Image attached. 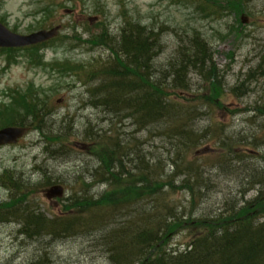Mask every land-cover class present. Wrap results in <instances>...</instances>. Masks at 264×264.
Returning a JSON list of instances; mask_svg holds the SVG:
<instances>
[{
    "label": "rangeland",
    "instance_id": "rangeland-1",
    "mask_svg": "<svg viewBox=\"0 0 264 264\" xmlns=\"http://www.w3.org/2000/svg\"><path fill=\"white\" fill-rule=\"evenodd\" d=\"M0 22L17 34L51 27L60 34L44 48L0 49V108L14 106L12 94L16 91L47 99L40 121L22 113V124L14 122L13 126L28 131L17 143L0 146V264H40V260L45 264H111L113 253L105 238L113 230L110 225L121 224L117 228L132 218L122 213H106V227L99 231L79 222L72 228L74 232L45 227L39 236L22 233L25 213L34 211L40 214L38 220L47 223L57 219L74 222L72 216L79 211L70 198L92 200L105 192L107 183L99 181L97 174L100 148L117 145V155H125L122 159L127 170L132 167L129 161L134 153L142 151L152 160L160 156L163 166L171 170L175 143L167 124L142 127L137 121L140 115L131 112L130 106L111 110L101 100L104 96L94 90L106 78L93 73L110 64L112 50L100 38L106 31L107 36L119 40L123 27L136 22L161 34L162 52L154 60L161 67L190 45L193 33L214 49L213 63L222 75L221 107L205 106L200 97L210 100V93L203 91L201 76L193 68L186 76L188 92L176 90L195 108L189 124L208 130L197 155L188 157L189 163L205 166L203 177L210 183L196 216L208 217L225 204L231 207V200L247 189L243 180L247 171L263 166L259 156L264 154V0H222L212 7L202 0H0ZM76 65L81 67L78 72ZM70 71L79 77L69 75ZM237 87L241 88L236 91ZM99 100L101 106L95 105ZM218 101L212 98L214 104ZM203 107L213 110L205 113ZM166 117L162 121L166 122ZM8 126L2 124L0 129ZM220 128L235 140L257 137L255 148L252 144L235 147L240 161L235 170L213 161L230 151L218 147L223 136ZM6 174L15 177L21 187L17 192L11 189V177ZM58 184L65 194L49 198L47 190ZM257 189L252 186L240 197L251 199ZM171 196L188 208L194 202L185 192ZM4 203L10 206L5 208ZM88 211L82 216L86 218ZM87 215L91 216V211ZM194 232L191 226L172 234L165 251L186 243Z\"/></svg>",
    "mask_w": 264,
    "mask_h": 264
},
{
    "label": "trees",
    "instance_id": "trees-1",
    "mask_svg": "<svg viewBox=\"0 0 264 264\" xmlns=\"http://www.w3.org/2000/svg\"><path fill=\"white\" fill-rule=\"evenodd\" d=\"M202 1L212 7L222 0ZM139 25L133 22L124 26L119 40L107 36V31L100 36L112 53L108 57L110 64L93 73V76H99L103 80L106 78L97 88L98 91L94 90L104 96L101 100L111 110H122L123 104L130 106L131 112L136 113V116L140 115L137 121L142 127L167 124L172 143H175L174 159H170L171 170L167 171L165 164L163 166L160 156L152 160L151 155L144 151L141 154L134 153L129 161L132 167L127 170L122 159L125 155L119 158L117 145L102 150L100 148L97 174L99 181L107 183L105 192L92 200L77 196L70 198L77 205L75 210L80 212L72 216L74 222L57 219L47 223L38 220L40 214L34 211L25 213L27 221L24 222L22 233L26 236H39L45 227H51L52 231L58 229L66 232L79 222H83L86 228H99V231L106 227V213H122L123 216L132 218L117 228L121 224L110 225L113 230L105 238V245L113 253L110 256L111 264H264V154L259 156L263 166L259 169L251 168L243 177L247 189L241 193L245 194L252 186H258L253 198L245 200V196L240 197V193L238 199L231 200V207L227 208L225 204L224 208L207 214L208 217H201L203 214L195 215L210 183L209 179L203 177L205 166L189 163L188 157L197 155L200 140L205 139L208 130L200 131L195 124H189L196 113L195 108L187 105L184 102L186 96H181L176 90L182 94L188 92L186 76L189 68H193L201 76L203 91L210 93V100L200 97L205 106L221 107L218 99L223 95L222 75L213 63V47L202 36L193 33L190 45L182 48L179 56L176 55L171 62L167 61L161 67L154 62L158 53L162 52L161 34ZM41 46L44 48L45 44L28 48ZM76 66V71L81 68ZM76 71H70L69 75L79 77ZM165 88L172 93L165 91ZM212 98L220 104H214ZM12 100L14 106L2 105L0 108V126H13L16 123L21 125L24 118L21 117L22 113L40 121V112L47 104V99L41 100L34 94L29 96L17 91L12 94ZM94 104L101 106L100 100ZM209 104L211 105L208 106ZM212 110L213 108H204L205 113ZM9 117L12 118L11 121H7ZM165 117L166 122L162 121ZM38 128L41 132L40 124ZM218 130L223 135L218 147L222 146V149L230 151L221 154L223 160L218 157L213 161L235 170L240 166L235 147L251 144L254 147L257 137L249 139L250 137L243 136L235 140L226 135L224 130L221 131V128ZM8 177L13 182H8L13 187L11 189L17 192L21 187L14 182L15 177ZM183 192L194 201L190 202V208L171 196ZM196 200L199 202L196 203ZM9 206L10 203L3 204L5 208ZM86 210L91 211L92 215H87L88 211L85 218L82 215ZM191 226L196 232L191 234L188 241L166 252L164 245L168 243L169 237ZM39 263L45 264L42 260Z\"/></svg>",
    "mask_w": 264,
    "mask_h": 264
},
{
    "label": "water",
    "instance_id": "water-1",
    "mask_svg": "<svg viewBox=\"0 0 264 264\" xmlns=\"http://www.w3.org/2000/svg\"><path fill=\"white\" fill-rule=\"evenodd\" d=\"M57 35V28L39 30L28 35L16 34L9 31L0 23V48H23L37 45L49 41ZM27 131L28 128L19 127H5L0 129V146L17 143ZM46 193L49 198H58L63 195L64 189L60 185H55L48 189Z\"/></svg>",
    "mask_w": 264,
    "mask_h": 264
}]
</instances>
